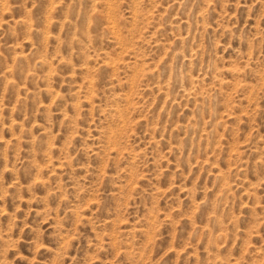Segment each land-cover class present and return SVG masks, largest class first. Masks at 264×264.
<instances>
[{
  "label": "rangeland",
  "instance_id": "rangeland-1",
  "mask_svg": "<svg viewBox=\"0 0 264 264\" xmlns=\"http://www.w3.org/2000/svg\"><path fill=\"white\" fill-rule=\"evenodd\" d=\"M0 264H264V0H0Z\"/></svg>",
  "mask_w": 264,
  "mask_h": 264
},
{
  "label": "bare ground",
  "instance_id": "bare-ground-1",
  "mask_svg": "<svg viewBox=\"0 0 264 264\" xmlns=\"http://www.w3.org/2000/svg\"><path fill=\"white\" fill-rule=\"evenodd\" d=\"M121 112V111H120Z\"/></svg>",
  "mask_w": 264,
  "mask_h": 264
}]
</instances>
